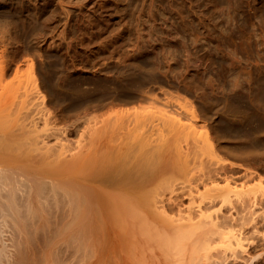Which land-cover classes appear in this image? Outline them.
I'll return each instance as SVG.
<instances>
[{"label": "bare ground", "instance_id": "obj_1", "mask_svg": "<svg viewBox=\"0 0 264 264\" xmlns=\"http://www.w3.org/2000/svg\"><path fill=\"white\" fill-rule=\"evenodd\" d=\"M45 63L0 71V264H203L227 229L263 220L236 189L258 167L196 101L181 110L129 89L119 99L146 104L93 114Z\"/></svg>", "mask_w": 264, "mask_h": 264}, {"label": "rangeland", "instance_id": "obj_2", "mask_svg": "<svg viewBox=\"0 0 264 264\" xmlns=\"http://www.w3.org/2000/svg\"><path fill=\"white\" fill-rule=\"evenodd\" d=\"M43 62L93 114L146 104L119 99L129 89L181 110L196 101L225 146L258 167L236 189L264 213V0H0V71H39ZM57 97L60 109L66 100ZM257 220L227 229L203 264L232 263L240 250L264 264Z\"/></svg>", "mask_w": 264, "mask_h": 264}]
</instances>
